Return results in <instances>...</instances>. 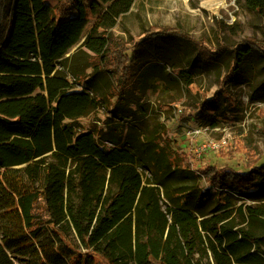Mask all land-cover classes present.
<instances>
[{
    "label": "trees",
    "instance_id": "obj_1",
    "mask_svg": "<svg viewBox=\"0 0 264 264\" xmlns=\"http://www.w3.org/2000/svg\"><path fill=\"white\" fill-rule=\"evenodd\" d=\"M50 1L0 0V264H97L95 256L106 264H264V162L252 159L245 172L206 166L196 174L169 146L149 143L163 172L175 168L208 184L166 193L164 209L163 177L144 182L137 141L110 147L99 131L82 130L79 121L101 101L74 90L88 80L67 57L77 46L74 57L93 54L94 72L124 97L139 88L151 41L175 38L205 63L232 55L220 82L226 92L246 77V59L264 63V41L212 50L182 32L154 29L126 47L100 29L132 0ZM244 1L264 18V0ZM101 5L108 10L98 17ZM236 199L253 203L237 206ZM80 248L92 254H77Z\"/></svg>",
    "mask_w": 264,
    "mask_h": 264
},
{
    "label": "rangeland",
    "instance_id": "obj_2",
    "mask_svg": "<svg viewBox=\"0 0 264 264\" xmlns=\"http://www.w3.org/2000/svg\"><path fill=\"white\" fill-rule=\"evenodd\" d=\"M56 3L50 1L53 6ZM100 9L98 17L105 16L108 7ZM106 17L100 32L132 48L154 29L182 32L212 50L235 47L246 39L264 41V18L244 0H132L128 11L115 21ZM150 47L154 53L142 58L145 73L139 88L135 93L126 91L124 97L107 75L94 72L97 57L87 51L74 57L82 48L71 51L68 67L73 64L88 80L85 85L75 84L74 90H86L101 101L94 113L79 121L82 130L99 131L102 142L110 147L137 141L145 162L139 163L145 164L139 171L146 184L163 177L160 193L166 209L171 205L166 193L190 188L205 191L208 184L203 177L175 168L163 172L156 165L155 158L160 156L149 154V143L153 148L169 146L195 173L206 166L245 172L252 159L264 162V63L246 59V77L229 83L223 92L220 82L232 64L231 54L213 64L202 61L193 46L179 39L157 38ZM236 200L237 206L253 203ZM206 211L202 209L199 216ZM77 254L92 253L80 248Z\"/></svg>",
    "mask_w": 264,
    "mask_h": 264
},
{
    "label": "water",
    "instance_id": "obj_3",
    "mask_svg": "<svg viewBox=\"0 0 264 264\" xmlns=\"http://www.w3.org/2000/svg\"><path fill=\"white\" fill-rule=\"evenodd\" d=\"M81 45V44H80ZM68 57H69V55H68Z\"/></svg>",
    "mask_w": 264,
    "mask_h": 264
}]
</instances>
